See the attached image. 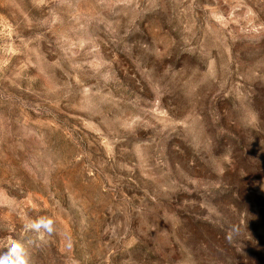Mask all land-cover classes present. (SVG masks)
I'll list each match as a JSON object with an SVG mask.
<instances>
[{
	"label": "rangeland",
	"instance_id": "obj_1",
	"mask_svg": "<svg viewBox=\"0 0 264 264\" xmlns=\"http://www.w3.org/2000/svg\"><path fill=\"white\" fill-rule=\"evenodd\" d=\"M12 240L33 264H264V0H0Z\"/></svg>",
	"mask_w": 264,
	"mask_h": 264
},
{
	"label": "clouds",
	"instance_id": "obj_2",
	"mask_svg": "<svg viewBox=\"0 0 264 264\" xmlns=\"http://www.w3.org/2000/svg\"><path fill=\"white\" fill-rule=\"evenodd\" d=\"M52 226V219L46 217L30 221L25 225L28 230H44L49 233L53 231ZM0 264H33V262L25 245L20 241L12 240L9 243L8 251L0 255Z\"/></svg>",
	"mask_w": 264,
	"mask_h": 264
}]
</instances>
